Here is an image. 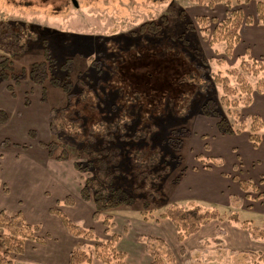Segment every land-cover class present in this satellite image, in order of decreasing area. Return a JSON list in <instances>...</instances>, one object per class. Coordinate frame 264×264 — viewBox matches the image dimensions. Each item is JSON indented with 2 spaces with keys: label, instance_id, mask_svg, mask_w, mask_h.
Wrapping results in <instances>:
<instances>
[{
  "label": "rangeland",
  "instance_id": "rangeland-1",
  "mask_svg": "<svg viewBox=\"0 0 264 264\" xmlns=\"http://www.w3.org/2000/svg\"><path fill=\"white\" fill-rule=\"evenodd\" d=\"M74 1L76 6L72 0H0V25L8 24L14 32L23 34L17 47L24 44V52L8 57L16 72L21 68L26 71L19 85L13 81H3L0 88L3 92L7 91L8 86L12 87L13 96L8 91L7 96L18 95L24 113L28 110L25 99L29 104L34 93L35 98H39L41 88L31 83L27 72L33 62L43 60V40L47 41L54 56L60 60L69 59L71 64L68 95L50 84L45 85V98L49 105H43L42 122L44 126L48 123L49 127L50 109H63V130L55 136L48 130L49 137L45 139L39 126L32 124L30 117L25 116L15 136L18 144L4 138L0 147L2 150L14 147L15 154H25V159L22 155L19 159L27 162V158L34 156L35 148H39L41 138L46 140L45 143L56 139L60 149H68V167L74 162H89L88 153L83 151L85 146L94 151L105 147L118 149L121 162L117 168L120 175L116 178V184L129 187L136 184V176L132 173L135 168L132 156L137 154L142 165L158 171L159 183L153 187L159 197L148 209L157 217L170 205V200L176 199L182 192L180 186H175L181 173L203 165L196 155H200L207 164L206 158L210 152L203 150L204 142L211 141V152L221 154L218 158L225 171L230 170L235 154L240 150L245 152L243 134L222 137L215 126L217 118L205 117L200 112L207 91L216 99L221 96L220 87L211 85L212 75L229 67H237L239 62L235 57L224 56V43L210 47L203 39L194 18L210 16V9L206 5L189 0ZM235 5L233 2L232 6ZM161 18L165 23H161ZM182 18L192 22L191 30L185 33ZM150 22L159 25L158 33L138 32L141 25ZM212 27L210 24L207 29L210 31ZM0 40L2 47H8L5 38ZM1 55L7 56L3 50H0ZM230 81L233 85L234 79ZM249 81L255 86L254 78L250 77ZM254 96L257 98L259 95ZM238 110L240 120L255 115L252 108L240 107ZM220 112L238 127L239 121L227 116L225 107H221ZM11 118H14L13 114ZM261 118L264 120V116ZM35 130H38L37 133ZM29 131L36 133V139L27 136ZM6 141L8 144L4 148L2 143ZM231 147L237 148L232 150ZM41 152L46 154L45 150ZM12 160L13 157H9L5 165H1L0 183L7 179L9 168L13 167L10 164ZM48 162L50 166L60 164ZM93 174V169L83 173L76 171L72 182L74 191L70 195L81 199L79 195L84 180ZM240 195V199L235 197V201L232 196L228 206L200 202L181 205L201 211L234 213L240 220H249L254 226L264 225V216L253 209H245L250 202L244 201L243 193ZM135 198L133 205L107 212L113 218L114 232L118 235L122 234L125 219H128L133 234L145 226L140 215L144 195ZM59 207L62 208V205ZM150 224L151 227L148 225L141 231L151 233L158 230L155 223ZM219 226L229 234L234 233L236 227L244 230L227 219L221 221ZM247 232L244 230L243 234ZM98 234L101 235L102 231H98ZM219 238H205L198 245L194 242L191 245L194 251L190 250V254L178 256L175 251L178 264H253L251 251L227 249L223 239L220 244L215 242ZM167 241L174 251L173 244L169 239ZM259 251L262 250L253 252Z\"/></svg>",
  "mask_w": 264,
  "mask_h": 264
},
{
  "label": "trees",
  "instance_id": "trees-1",
  "mask_svg": "<svg viewBox=\"0 0 264 264\" xmlns=\"http://www.w3.org/2000/svg\"><path fill=\"white\" fill-rule=\"evenodd\" d=\"M198 5H206L212 9L215 5L222 4L225 8V16L221 20L207 15L196 16L194 23L197 25L199 32L203 35V39L208 42L210 47H214L218 43H224V56L232 57L233 50L236 44L240 41L239 31L243 25L257 24L264 25V0H257L254 3L255 16H245L242 4L250 3V0H189ZM233 2L235 6L233 7ZM181 14V13H180ZM183 33L188 32L192 28V22L182 18ZM165 23L164 18H161V23ZM213 25L209 31L208 25ZM19 31V30H18ZM159 25L152 22L145 23L139 27V33L151 32L158 33ZM16 34V35H15ZM21 32H14L9 25H0V38H5V43L8 47L1 46L7 56H0V83L3 81H13L15 85H19L20 80L26 76V71L21 68L16 72L12 61L8 56L22 54L24 52V44L17 47L18 42L23 39ZM4 42L2 43V45ZM43 60L33 62L27 72V77L32 84L41 88L40 100L45 102L46 89L45 85L50 84L59 88L63 93L68 95L70 90V70L71 64L69 59L60 60L54 56L48 47L46 40L42 42ZM97 69V68H94ZM255 79V86L251 85L249 78ZM234 79V86L230 79ZM208 85V84H207ZM212 86H219L221 96L216 99L210 92H206V97L200 106V112L205 117L215 116L217 131L222 136L238 135L242 132L247 133V140L253 148H257L261 143V133L264 131V120L259 115H248L246 120H240L239 108H248L252 103L254 94L264 95V60L251 57L240 58L237 67L227 68L224 71H218L212 75ZM7 91L13 96V89L8 86ZM25 105H28V100L25 99ZM226 108L227 116L235 118L238 122L236 128L230 123L225 115L220 112V108ZM63 109L51 108L49 117L50 134L56 135L63 130L62 118ZM8 121L6 112L0 109V124H5ZM175 133V130H172ZM28 136L31 139H36V133L29 131ZM205 138V137H204ZM8 142L2 143L5 147ZM39 147L44 149L48 157L54 161H68V149L63 147L60 149V144L56 139L49 140L47 143L39 142ZM208 145L204 144V151L208 152ZM83 151L88 153L89 162L86 164L74 162L73 166L77 172L83 173L88 169H93L94 174L89 175L85 180L80 190V197L84 201H92L94 211L92 214L93 221L100 220L105 227V231L109 232L114 228V222L108 211L120 208L122 206H131L136 201V196L144 195L142 202V210L140 215L147 220L167 219L173 225L176 239L182 243L187 237L195 234L202 226L211 221H227L238 224L255 240L264 241V225L254 226L249 220H240L234 213L225 214L219 213L217 210L201 211L198 208H184L177 203L170 205L157 217L153 216V211L149 210L151 203L158 199V194L153 185L159 183L158 171L152 170V167H147L140 163V158L137 154L132 156L135 161L134 170L132 173L136 176V184L133 186H118L116 178L120 175L117 168L120 165L121 157L118 149L103 148L99 151L90 150L86 146ZM143 156V155H142ZM196 159L205 164V161L200 155H196ZM208 162L216 166H221L220 158L208 157ZM207 162V163H208ZM155 163V162H154ZM140 164V165H139ZM140 166L143 167L140 170ZM110 168H115L111 171ZM166 168V167H165ZM136 169V170H135ZM233 180L238 183L241 192L245 199H253L252 195L261 196L260 190L251 180L240 178L234 175ZM5 191H7L5 189ZM62 206H73L74 198L66 196L64 200L58 202L55 207L50 208V213L57 216L62 225L74 237L82 238L85 241L92 242L91 245L75 247L69 253L68 264H92L93 260H98L104 264H126L125 254L116 246L119 235L115 232H110L107 240L99 241L94 233L93 228H83L72 220L60 209ZM40 226L38 224H30L26 221L22 213L19 211L9 213L5 210L0 211V264H12L13 258L21 255L24 252L26 241H34L38 244H43L45 238L39 235ZM222 231L218 230V234ZM139 241L144 244L145 250L151 258V264H177L174 253L168 244L161 238L153 236H140ZM215 242H218L215 240ZM180 253L184 254L185 249L181 246ZM254 258L253 264H264V252H249Z\"/></svg>",
  "mask_w": 264,
  "mask_h": 264
},
{
  "label": "crops",
  "instance_id": "crops-1",
  "mask_svg": "<svg viewBox=\"0 0 264 264\" xmlns=\"http://www.w3.org/2000/svg\"><path fill=\"white\" fill-rule=\"evenodd\" d=\"M256 1L250 0L248 4L241 3L239 5L245 16H255L254 3ZM225 11L226 8L222 4L215 5L210 9V17L221 20L225 16ZM239 35L240 41L234 47L232 57H235L238 62L240 58L244 57L264 60V25H243L240 28ZM7 94L6 90L2 92L0 88V109L4 110L8 116V121L5 124H0V142L4 138H8L14 144H18V142L16 143L17 139L15 136L22 127L21 120L25 119V116L30 117L29 121L32 124H37L41 129L43 133L42 137L48 139V123L44 126L42 119L44 115L43 105L49 104L47 103V97L45 102L40 100L41 90L39 98H35L36 93H34L33 97L31 96L32 98L30 97L28 110L25 113L22 110V104L18 95L8 98ZM248 108H252L255 115L264 116V95L259 94L257 98L253 96L252 103ZM18 112L20 114L19 117ZM11 114L14 115L13 119L11 118ZM240 134H243L242 137L245 141V144L243 143L245 152L243 153L240 150V152L235 154L230 170L225 171L223 166H216L210 162L203 164L201 168L193 167L184 170L175 184V186H180L182 192L179 193L176 199H171V203L177 202V204L189 206L187 204L191 202H200L210 205L216 204V206L218 204L228 206L232 196L235 201V197L240 199V193H242L238 183L232 178L234 175H238L242 179L251 180L258 186L261 193L259 198H255L257 197L256 194L252 195L253 199L244 198L245 202H250V206L244 208L249 209V211L253 209L264 216V133H261V143L257 148H253L248 142L246 132ZM45 139L41 138V142L45 143ZM202 139L206 140V137ZM204 144H207L209 148L208 153L210 152V154L208 157H221V154L215 153V151L214 153L211 152V141L204 142L203 149ZM234 148L237 147H231L232 150ZM14 150V147L11 149L6 148L5 150H2L0 147V172L1 165H5L9 157L11 159L13 157L16 160H12L10 163L13 167L9 168L10 172L7 174V179L3 183H0V211L5 210L9 213L19 211L28 223L38 224L40 226L39 235L45 238V242L38 244L34 241H26L23 254L15 256L12 264H68L69 253L72 249L91 245L92 242L71 235L66 231L59 218L49 211L51 207H55L66 196H72L70 194L74 191L72 182L76 170L73 165L68 167L67 161H54L50 159L46 151V154H42L41 150L44 149L40 147L35 148L34 156H28L27 162L19 159L21 155L25 159V154H15ZM44 157L45 160L43 159ZM48 161L60 164L59 166H50ZM43 204L44 207H41ZM60 209L63 212L65 211V215L77 225L80 224L79 226L83 228H93L95 236L99 241L107 240L110 232H114V228L106 232L100 220L93 221L94 206L89 201L74 198L73 206H62ZM66 212L70 214L67 215ZM124 222L122 234L119 235L116 246L124 252L126 264H151V258L146 252L144 244L139 241V237L143 235L161 238L167 244H169L167 241L169 239L174 246V251L173 249L172 251L177 264L178 260L176 256L190 254V250L191 252L194 251L191 246L194 242L198 245L205 238L210 239L215 236L220 237L218 244L223 239V242L226 243L225 247L230 250L253 252L261 249L264 251L263 240H255L248 232L243 234L244 230L237 227L234 233L229 234L219 226L221 221H211L205 224L182 243L177 241L174 227L167 219H158L157 221L144 220V228L148 225L151 227L150 225L152 224L150 223H155L158 226V230L151 233H143L141 230L144 228H141L138 231L140 233L136 231L133 234L128 219H125ZM219 229L222 231L221 234H218ZM100 230L102 231L101 235L98 234ZM181 246L185 249L184 254L180 253ZM92 264L104 263L93 260Z\"/></svg>",
  "mask_w": 264,
  "mask_h": 264
},
{
  "label": "water",
  "instance_id": "water-1",
  "mask_svg": "<svg viewBox=\"0 0 264 264\" xmlns=\"http://www.w3.org/2000/svg\"><path fill=\"white\" fill-rule=\"evenodd\" d=\"M72 2H73V4H74V6H76V3H75V1H74V0H72Z\"/></svg>",
  "mask_w": 264,
  "mask_h": 264
}]
</instances>
